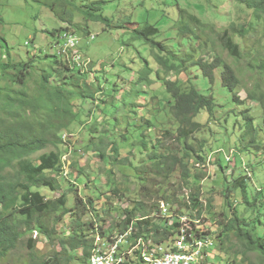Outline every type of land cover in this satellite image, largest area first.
I'll return each instance as SVG.
<instances>
[{
    "label": "rangeland",
    "instance_id": "rangeland-1",
    "mask_svg": "<svg viewBox=\"0 0 264 264\" xmlns=\"http://www.w3.org/2000/svg\"><path fill=\"white\" fill-rule=\"evenodd\" d=\"M92 1L103 2L101 13L105 21L87 22L78 15L75 24H80L79 27H81L70 26L69 29L63 30L61 28L65 24L57 19L50 9L39 0H0V59L8 60L10 64H16L19 61L29 62V76L25 78V83L17 84L12 88L36 95L40 86L41 74L45 69L51 71L52 66L56 68L52 65V61L61 57L58 55V51L67 41L64 34L67 33L80 39L79 46L82 54L91 60L90 65L89 63L83 65V70L89 71L86 72L83 80L91 83V95H86L85 98L75 96L73 100V111L78 120L73 127V132L72 130L64 131L63 143L58 145L63 153L62 161L64 162L62 173L57 176L61 186L59 190L66 192L68 207L73 204L75 193L83 197L89 194L99 195L100 198L96 196L95 208L102 220L98 219L95 225L102 224L105 236H107L120 230L118 223L123 219L121 206L125 207L127 200H140L141 189L146 187L142 199L147 208L150 209L151 206L158 203V209H153L152 212L149 210L150 215L159 221L158 225L163 223L167 227L169 226V230L172 224L169 223L166 216L178 215L177 202H173V198L188 202V196L191 191H194L196 183H193L192 180H189L188 183L182 182L179 168L174 169L167 182L161 186L159 182L162 181L163 175L156 170L138 173L140 169L150 167L152 161L149 154L154 149L150 143L145 147L141 144L142 134H149L153 137L154 129L158 130L159 127L174 129V125L171 123L165 122L162 125L151 113L158 107L159 115L166 118L169 111L168 102L172 100V97L161 81L163 79L173 81L178 79L186 82L188 76L192 75L194 86L205 95L213 97L218 108L215 115H225L221 130L216 125H210L213 134L208 137V142L213 150L221 146L227 147V152H230L229 146L234 147V142L241 134L243 123L241 111L246 107H252L251 114L255 117V125H260L262 121L261 109L255 107L256 103H251L250 106H247L246 103L241 105L234 103L230 91L220 84L219 69L215 70L213 83H209V80L195 66H190L186 72L181 71L177 74L173 70L164 71L158 65V47H152L144 38L138 37L134 33V29L144 24L157 26L159 32L152 38L161 44H167L171 50L177 51L178 63L186 55L195 58L201 56L221 57L233 69L234 74L243 81L244 88L250 91L264 92V74L259 69V62L264 58V26L263 24L258 25L251 34L245 37L236 36L235 41L241 46V58H233L226 49L222 48L218 35L231 22L236 24L247 22L249 13L241 7L238 0H178L179 9L188 10L201 21V24L205 25L203 27L189 23L192 32L197 34L201 40L206 41L205 47L204 43L193 35H177V27L181 22H179V9L176 0H83V2ZM86 24L89 33L83 32ZM52 32L55 34L53 35ZM58 33L61 37L56 41ZM92 36L94 39H90ZM200 43L201 47H199ZM257 48L262 52L259 57H256ZM162 54L163 52L160 55ZM6 55H8L7 58H5ZM168 59L171 62L170 57ZM14 72L15 70L11 68L3 76L0 73L1 90L4 91L11 85L12 82L8 78L9 74ZM50 79L54 86L61 82L54 77ZM65 88L67 89V87ZM245 94L242 89L239 92L240 99L244 98ZM156 103L157 105H155ZM207 117V110L203 109L197 115L196 120L204 123ZM145 119L152 123L151 127L150 122ZM160 134L157 131L155 138L159 136L158 138L165 146H179L167 134L163 136ZM101 136L118 146L119 156L125 159V164H113L107 157L110 152V143H106L102 148L106 152L105 156L102 158L98 155L95 145L98 144V139ZM200 136L203 134L193 135L194 138ZM57 149L48 145L45 149L32 154L31 158H37L44 152ZM209 154L210 152H208ZM242 154L250 172L254 168L256 173L253 175L257 182L255 186L253 185L256 189L250 188V193L253 195L257 193V188L261 186V183H264V149L254 150L247 155ZM181 155H176L173 152L175 158H179ZM189 162H194V158H190ZM234 163L235 159L229 164L227 163L228 168L225 170V175L228 178H230L231 170L238 167H235ZM198 164L202 167L200 162ZM195 165L197 167V164ZM135 167H138V170L134 169ZM80 169L82 176L79 175ZM206 171L205 177L199 181V184H196L199 187L201 204L198 210H184V215L202 217L206 220L205 230H210L211 236L213 232H216L217 236L220 232L219 222L226 221V208L221 194L223 173L216 161L215 164L211 162ZM156 188H159L158 196L155 193ZM40 190L47 198L59 196V191L52 192L45 188ZM174 190L177 195L173 197ZM108 191L116 196L108 199L109 195H105ZM263 191L257 194L261 200H264ZM161 195L172 198L167 212H159ZM232 199L233 204L237 203V208L243 211V204L239 196L237 195L236 199L233 196ZM249 211L246 215L252 219L258 215L259 210L249 208ZM261 211L259 216L264 222V216H262L264 210ZM93 218L97 220V217L92 216V213L84 216L85 220ZM68 223V216L59 223L63 234L68 232ZM258 228L260 231L264 229L263 226ZM174 229L175 227L172 232ZM30 237L36 240L33 250L27 243ZM229 244L230 253H226L221 250V244L215 238L214 247L209 251V261L213 264H231L233 258L238 262V257L242 256L240 253L244 247L234 237L230 243L226 244V247ZM32 251L36 255L52 256L54 252L68 250L57 241L53 244L50 243L49 239L38 235L37 232L28 233L15 249L0 260V264H30V252ZM80 253V251L70 249V254L76 259L75 264H83L79 259ZM235 253L239 256L233 255ZM130 258L134 263L136 262L134 254H130ZM243 258L247 263L264 264L262 256L256 251L246 254Z\"/></svg>",
    "mask_w": 264,
    "mask_h": 264
},
{
    "label": "trees",
    "instance_id": "trees-1",
    "mask_svg": "<svg viewBox=\"0 0 264 264\" xmlns=\"http://www.w3.org/2000/svg\"><path fill=\"white\" fill-rule=\"evenodd\" d=\"M39 1L65 24L61 28L63 30L69 29L70 26L80 28V24H75L78 15L87 22L105 21L101 13L102 1ZM176 2L179 9L178 0ZM238 2L249 13L247 22L240 24L231 22L218 35L222 48L226 49L233 58H241V46L240 43L235 41L236 36L245 37L251 34L258 25L263 24L264 26V0H238ZM178 11L179 22L181 23L177 27V35H193L199 38L197 34L192 32L189 23L203 27L205 25L201 24V21L188 10L180 8ZM83 29V32L89 33L87 24ZM158 32L159 28L150 24L137 26L134 29V33L138 37L144 38L152 47H158V65L164 71L173 70L177 74L181 71L186 72L190 66H195L209 80V83H213L215 81V70L219 69L220 84L230 91L232 101L238 105L246 103L247 106L256 103L255 107L261 109L262 121L260 125H255V117L251 114L252 107H246L241 111L240 114L243 119L241 134L234 142V147L229 146L233 150L230 160L235 159L234 166L238 167L231 170L230 178H228L225 175V170L228 168L225 158L228 155V148L218 146L213 150L208 142V137L213 134L210 125H216L221 130L225 115H215L218 108L213 97L205 95L194 86L192 75L188 76L186 82L178 79L175 81L163 79L161 82L172 97V100L168 102L167 117L164 118L159 115L158 107L154 112L152 110L151 113L157 117L162 125L165 122L171 123L174 125V129L159 127L158 130L154 129L153 137L149 134H142L141 144L145 147L150 143L154 149L149 154L152 161L150 167L140 169L138 173L140 171L156 170L163 175L162 181L159 182L161 186L167 182L174 169L179 168L182 182L188 183L189 180H192L193 183L199 184V181L207 173V166L211 162L215 164L216 161L223 173L221 194L226 208V221L219 222L220 232L217 235V240L221 244V250L226 253H230V244L227 247L226 244L230 243L233 237L244 247V250L240 253L241 257H238L239 254L237 253L233 254L238 257L239 261L237 262L232 258L231 264H256L245 262L246 259L243 256L256 251L260 253L264 260V229L260 231L258 228L259 226L264 227V222L259 216L261 210H264V200L258 197L259 190L256 194L252 195L250 193V188H255L254 186L257 183L253 176L256 173L254 168L250 172L242 153L247 155L254 150L261 151L264 149V92L250 91L244 88L243 81L234 74L233 69L221 57L201 56L195 58L186 55L178 63L177 51L171 50L167 44H161L152 38ZM52 34L54 35L55 32H52ZM59 37H61L60 33L57 34L56 41ZM90 39L94 38L90 37ZM201 41L205 47L206 41ZM79 43L80 39L74 47L66 49L62 47L58 51V55L61 57L52 61V65L56 68L52 66L51 71L45 69L44 73L41 74L40 86L36 95H30L24 90H14L12 88L17 84L25 83V78L29 76L30 63L19 61L16 64H10L8 60L0 59V73L2 76L11 68L15 70L14 73L9 74L8 79L12 82L11 85L6 87L4 91L0 87V260L17 247L26 234L37 232L38 235L49 239L52 244L57 241L68 251L54 252L52 256L47 254L36 255L32 251L30 252V264H75L76 259L70 254V249L81 252L79 257L81 263L90 264V254L94 247L93 235L105 236L102 224L95 225L98 219L99 221L102 220L95 208L96 196L99 197V195L89 194L83 197L75 193L73 204L68 207V196L65 191L59 190L61 186L57 178L62 173V166L64 165L62 161L63 153L58 145L63 143L64 131L72 130L73 132V127H75L78 120L76 113L73 111V100L75 96L85 98L86 95H91V83L83 80L86 72L89 71L83 70L81 66L73 61V57L80 53L83 57H86L82 54ZM199 47H201V43ZM6 51L9 52L8 48ZM161 52H163L162 55H160ZM261 53V50L257 48L256 57H259ZM7 57L8 55L5 56V58ZM168 57H170L171 62ZM259 69L264 74V58L259 62ZM52 77L61 80L60 84L54 86L50 79ZM242 89L246 94L244 98L240 99L239 92ZM203 109L207 110L208 117L204 123H201L196 120V117ZM151 126L152 123L150 122ZM157 131L161 133V136L165 134L170 136L179 146H165L158 138L159 136L155 138ZM196 133H202L203 136L194 138L193 135ZM106 143L111 144L110 152L107 155L111 162L113 164H125V159L119 156L118 146L113 142H108L103 136L98 139V144L95 145V151H98V155L102 158L105 156L106 152L102 148ZM48 145L58 149L44 152L37 158H31L32 154L45 149ZM173 152L176 155H182L175 158ZM208 152H210L209 155ZM190 158H194V162H189ZM215 158L216 160H214ZM199 162L202 167L199 166ZM195 164H197V167ZM134 169L138 170V167ZM79 175L82 176L81 169ZM80 178L82 179V177ZM196 184L194 185V191H191L190 196H188V202L173 198V202H177L178 215L184 214V210H198L201 201L199 187ZM41 188L52 192L59 191V196L47 198L41 192ZM145 188L141 189L140 200H127L126 207L121 206L123 219L118 223L119 231L123 232L130 224H133V230L136 229L134 236L150 237L158 243L160 240L165 239L168 234H174L172 229L178 223H174L169 230L163 223H160L161 225L157 224L159 221H156V218L150 215L149 210L152 212L153 209H158V203L154 204L155 208L154 206H151L150 209L147 208L145 201L142 199ZM263 188L264 183H261V186L257 189L262 190ZM158 189L155 190L156 196L159 195ZM175 191L172 193L173 197L177 195ZM105 195H109L108 199L116 196L109 191ZM237 195L243 204V211L237 208V203L233 204L232 198L234 196L236 199ZM160 197V200L164 199L168 205L172 201L171 197L162 195ZM249 208L259 210L258 215L252 219L248 218L246 214L250 212ZM91 213L92 216L97 217V220H94L95 218L84 219L86 214ZM66 216L69 218L68 232L63 234L59 223L63 222ZM27 243L33 250L36 240L30 237ZM137 263L138 260L134 263L130 258L123 262V264Z\"/></svg>",
    "mask_w": 264,
    "mask_h": 264
},
{
    "label": "built area",
    "instance_id": "built-area-1",
    "mask_svg": "<svg viewBox=\"0 0 264 264\" xmlns=\"http://www.w3.org/2000/svg\"><path fill=\"white\" fill-rule=\"evenodd\" d=\"M64 37L67 38L62 46L64 49L74 47L79 41L78 37L67 33ZM73 61L82 68L85 63L91 64V60L83 57L81 53L75 55ZM232 152L230 149L225 156L228 163L232 161ZM168 210V205L160 201V213ZM166 218L172 225L176 222L178 225L174 234L158 243L150 237L134 236L133 224L123 232L116 231L107 237L95 234L90 264H123L130 258V254H134L138 260L137 264H213L208 256L214 247L215 239L210 230H205V219L184 214Z\"/></svg>",
    "mask_w": 264,
    "mask_h": 264
},
{
    "label": "clouds",
    "instance_id": "clouds-1",
    "mask_svg": "<svg viewBox=\"0 0 264 264\" xmlns=\"http://www.w3.org/2000/svg\"><path fill=\"white\" fill-rule=\"evenodd\" d=\"M210 158H211V156H209ZM64 163V162H63ZM228 163V162H227ZM230 163V162H229ZM228 163V164H229ZM235 164V163H234ZM257 190H259V191H263V190H260V189H257ZM264 192V191H263ZM161 201H164V200H161ZM165 202V201H164ZM166 203V202H165ZM167 204V203H166ZM159 205H160V201H159ZM168 205V204H167ZM160 212V211H159ZM213 234H214V239L216 238L217 239V236H216V232H213ZM100 235V234H99ZM93 237H94V235H93ZM94 239H95V237H94Z\"/></svg>",
    "mask_w": 264,
    "mask_h": 264
},
{
    "label": "bare ground",
    "instance_id": "bare-ground-1",
    "mask_svg": "<svg viewBox=\"0 0 264 264\" xmlns=\"http://www.w3.org/2000/svg\"><path fill=\"white\" fill-rule=\"evenodd\" d=\"M229 194V193H228ZM171 204V203H170ZM126 207V206H125ZM155 220V219H154ZM171 225V224H170ZM169 227V226H168ZM123 229V228H122ZM111 232V231H110ZM148 235V234H147ZM155 235V234H154ZM138 237V236H137ZM155 238V237H154Z\"/></svg>",
    "mask_w": 264,
    "mask_h": 264
}]
</instances>
